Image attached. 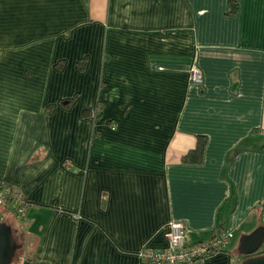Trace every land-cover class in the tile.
I'll return each mask as SVG.
<instances>
[{
  "label": "crops",
  "instance_id": "obj_1",
  "mask_svg": "<svg viewBox=\"0 0 264 264\" xmlns=\"http://www.w3.org/2000/svg\"><path fill=\"white\" fill-rule=\"evenodd\" d=\"M3 184L30 202L0 205L20 264H151L171 220L231 233L203 264H240L264 225V0H0Z\"/></svg>",
  "mask_w": 264,
  "mask_h": 264
},
{
  "label": "built area",
  "instance_id": "obj_2",
  "mask_svg": "<svg viewBox=\"0 0 264 264\" xmlns=\"http://www.w3.org/2000/svg\"><path fill=\"white\" fill-rule=\"evenodd\" d=\"M190 80L199 82L201 72L196 65L190 68ZM18 217L23 216L30 206L26 196L11 186H0V205L8 202ZM1 219V217H0ZM167 244L163 248L144 245L138 255L151 264H203L208 257L225 248L231 233L222 232L212 238L190 242L188 230L181 221L171 220L166 226Z\"/></svg>",
  "mask_w": 264,
  "mask_h": 264
},
{
  "label": "water",
  "instance_id": "obj_3",
  "mask_svg": "<svg viewBox=\"0 0 264 264\" xmlns=\"http://www.w3.org/2000/svg\"><path fill=\"white\" fill-rule=\"evenodd\" d=\"M10 224L0 219V264H11L17 251L22 247V243L14 237ZM263 244L264 225L258 226L250 233L241 234L238 252L244 258L240 264H264Z\"/></svg>",
  "mask_w": 264,
  "mask_h": 264
},
{
  "label": "trees",
  "instance_id": "obj_4",
  "mask_svg": "<svg viewBox=\"0 0 264 264\" xmlns=\"http://www.w3.org/2000/svg\"><path fill=\"white\" fill-rule=\"evenodd\" d=\"M105 122L106 123L108 122L110 124H113L112 120H109L108 118H105ZM205 143H206V138L204 136H200V138L198 140V145L195 148L194 152H192L191 154L187 155L185 157V159L188 160L190 158L191 160H201ZM0 186H2V185H0ZM19 251H20V249L17 251L16 256L13 259V261L11 262V264H20V262H18V254H19Z\"/></svg>",
  "mask_w": 264,
  "mask_h": 264
},
{
  "label": "rangeland",
  "instance_id": "obj_5",
  "mask_svg": "<svg viewBox=\"0 0 264 264\" xmlns=\"http://www.w3.org/2000/svg\"><path fill=\"white\" fill-rule=\"evenodd\" d=\"M11 211V210H10ZM12 212V211H11ZM13 213V212H12ZM15 214V213H14ZM16 216V215H15ZM2 221H4V222H6V221H8L6 218H5V216L1 219ZM7 223V222H6ZM7 224H9V223H7ZM11 225V224H10ZM12 226V225H11ZM13 233H14V237L16 238V240L17 241H20L19 240V236H18V234L13 230ZM262 248H264V244H263V246H262ZM237 254L239 255V256H241V257H243V255L242 254H240L238 251H237Z\"/></svg>",
  "mask_w": 264,
  "mask_h": 264
}]
</instances>
